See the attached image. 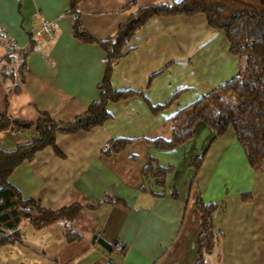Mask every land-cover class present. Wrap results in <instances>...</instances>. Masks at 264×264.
<instances>
[{
	"label": "crops",
	"instance_id": "crops-1",
	"mask_svg": "<svg viewBox=\"0 0 264 264\" xmlns=\"http://www.w3.org/2000/svg\"><path fill=\"white\" fill-rule=\"evenodd\" d=\"M160 1L169 0H78L80 27L91 37L80 40L72 33L70 0H0V27L18 51L6 59L0 44V113L31 122L39 112L60 121L83 113L98 98L97 84L105 71L98 41L138 7ZM41 20L51 24V38L33 35ZM130 45L112 62L110 84L113 89L141 90L152 104L177 89L206 93L237 71L238 60L223 32L208 27L200 13L153 16ZM30 46L23 81L14 93L15 82L3 73H15L19 53ZM170 70L176 73L162 77ZM187 99L156 114L138 96L108 102L109 117L101 125L58 134L57 152L45 147L14 167L8 182L22 197L50 210L79 206L71 229L81 240L65 242L57 223L35 229L22 222V242L0 247V264H196L197 199L216 205L212 228L221 235L199 264H264V163L261 170L249 166L232 128L214 137L207 125L196 121L192 136L170 149H157L145 139L169 137V116L190 103ZM32 133L0 132V147L27 142ZM119 137L131 140L118 151H102ZM199 155L203 158L194 172L190 158ZM149 157L172 165L162 184L141 173ZM94 237L108 247L92 241ZM114 244L122 245L123 252Z\"/></svg>",
	"mask_w": 264,
	"mask_h": 264
},
{
	"label": "trees",
	"instance_id": "trees-1",
	"mask_svg": "<svg viewBox=\"0 0 264 264\" xmlns=\"http://www.w3.org/2000/svg\"><path fill=\"white\" fill-rule=\"evenodd\" d=\"M78 0H70L69 12L72 14V33L80 40H91V37L80 27ZM204 16L208 27L223 32L229 52L238 60L236 74L216 88L202 93L197 99L179 108L169 116L173 126L169 137L145 139L157 149H170L187 141L192 136V126L196 121L207 125L214 137L223 134L231 127L236 141L240 145L246 161L253 170H261L264 163V0H176L160 1L138 7L131 12L108 37L98 41L105 56V71L102 80L97 84L98 98L93 100L86 110L69 121H60L46 112H39L34 121H25L0 113V132H19L31 129L29 140L16 144L11 149L0 147V247L22 242L20 225L28 223L39 229L53 223L62 226V238L70 243L80 241L81 236L71 229L79 206L71 204L58 210L41 207L39 202L22 197L19 190L8 182V176L18 164L30 161L34 154L51 147L57 152L55 138L58 134H70L87 131L101 125L109 115L105 110L108 102H116L131 96L140 97L151 114L168 107L183 89L173 91L162 103H149L143 91L132 89H113L110 84L112 62L126 54L132 46L130 41L136 31L153 16L193 15ZM32 46L19 53L15 70L3 73L4 79L14 83L13 92H19V84L23 81L26 68L23 59ZM16 52V51H15ZM18 52V51H17ZM12 53H6L7 57ZM163 69L152 73L146 82ZM131 140L130 138H114L109 140L102 151H118ZM203 155L192 156L190 166L197 171ZM172 170V165H160L156 158L149 157L142 167L141 173L146 180L154 179L162 184L164 177ZM248 200V197H243ZM115 202L116 199H103ZM199 213V234L197 237L196 264L212 252L221 239L212 228L211 215L216 210L213 202H195ZM108 247L100 238L94 237ZM115 245V244H114ZM120 252L124 247L120 245ZM103 264H114L107 260Z\"/></svg>",
	"mask_w": 264,
	"mask_h": 264
},
{
	"label": "built area",
	"instance_id": "built-area-1",
	"mask_svg": "<svg viewBox=\"0 0 264 264\" xmlns=\"http://www.w3.org/2000/svg\"><path fill=\"white\" fill-rule=\"evenodd\" d=\"M33 35L37 38H40L41 36H45L46 38L52 37L51 32V24L46 20H41L39 23L38 28L35 30ZM0 44L4 47L6 53H12L17 51V46L5 31H3L0 27ZM117 249L120 248V245H115Z\"/></svg>",
	"mask_w": 264,
	"mask_h": 264
},
{
	"label": "rangeland",
	"instance_id": "rangeland-1",
	"mask_svg": "<svg viewBox=\"0 0 264 264\" xmlns=\"http://www.w3.org/2000/svg\"><path fill=\"white\" fill-rule=\"evenodd\" d=\"M173 1H176V0H169L168 2H173ZM179 69V73L181 74V72H182V70L180 69V68H178ZM168 71V70H167ZM171 71H173V72H171ZM169 73H176V70H170L169 72H165L164 74H163V76L162 77H165V78H167V76H169ZM203 93V89H187V90H185V91H180L179 93H178V95H177V98L174 100V101H172V103L168 106V107H170L171 105H173L176 101H182V99H183V97H188V99L190 100V101H188V102H192V101H194L195 99H197L201 94ZM189 95V96H188ZM187 99V100H188ZM166 100V99H165ZM164 100V101H165ZM188 104V103H187ZM186 104V105H187ZM182 106V105H181ZM184 106V105H183ZM168 107H166L165 109H167Z\"/></svg>",
	"mask_w": 264,
	"mask_h": 264
}]
</instances>
